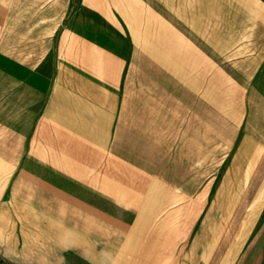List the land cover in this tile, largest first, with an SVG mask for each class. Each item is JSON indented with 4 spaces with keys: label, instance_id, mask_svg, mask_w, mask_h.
Listing matches in <instances>:
<instances>
[{
    "label": "crops",
    "instance_id": "crops-1",
    "mask_svg": "<svg viewBox=\"0 0 264 264\" xmlns=\"http://www.w3.org/2000/svg\"><path fill=\"white\" fill-rule=\"evenodd\" d=\"M5 264H264V0H0Z\"/></svg>",
    "mask_w": 264,
    "mask_h": 264
},
{
    "label": "rangeland",
    "instance_id": "rangeland-1",
    "mask_svg": "<svg viewBox=\"0 0 264 264\" xmlns=\"http://www.w3.org/2000/svg\"><path fill=\"white\" fill-rule=\"evenodd\" d=\"M0 264H5V263H3V262L1 261V259H0Z\"/></svg>",
    "mask_w": 264,
    "mask_h": 264
}]
</instances>
